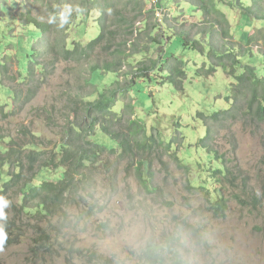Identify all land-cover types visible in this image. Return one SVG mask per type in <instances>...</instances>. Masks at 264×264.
Returning a JSON list of instances; mask_svg holds the SVG:
<instances>
[{
	"label": "trees",
	"instance_id": "1",
	"mask_svg": "<svg viewBox=\"0 0 264 264\" xmlns=\"http://www.w3.org/2000/svg\"><path fill=\"white\" fill-rule=\"evenodd\" d=\"M10 1L16 2L1 0L0 3V96L4 97L0 98V121L24 112L50 74L57 70V64L77 63L81 69L76 72L77 77L74 75L68 107L61 113L65 124L56 123L61 129V142L58 139L45 144L39 135L44 141L40 142L27 126L20 128L19 141L0 134V198L18 201L19 210L13 211L16 217L23 215L29 221L53 218L57 213L65 216L66 209L92 201L89 196L84 200L83 195L94 188L100 171L110 172L112 159L116 160L111 169L112 180L118 181L121 174L130 178L135 172L140 186L152 193L157 191L151 173L155 164L159 162L167 167L163 159L173 158L177 169L189 178V189L205 192L207 210L219 219L225 218L223 213L228 206V201L222 198L220 179L233 186L244 182L243 189L251 190L249 176L232 172L224 163L214 168L227 160L213 150L211 143L215 132L231 134L241 122L247 132L264 124V52H256L253 47L255 43L264 44V0H153L155 9L149 11L145 8L150 0H131L121 9L118 8L122 3L116 0H81L76 7L70 0L57 4L37 2L42 3L37 16L32 15L30 8L17 11L21 14L18 19L21 25L13 21L16 6L7 5ZM62 7L66 10H59ZM95 12L102 17L89 26ZM62 14L66 22L61 19ZM181 17L192 19L178 21ZM255 25L258 30L253 35ZM72 28L79 34L74 40L68 37ZM47 34L48 38L51 35L57 38L56 44L47 38V44L43 42L46 47L39 49L35 44L42 43L40 39ZM232 38L234 43L228 42ZM152 46L154 51L150 52ZM98 48L107 58L101 53L99 58L91 60L90 56ZM13 50L19 63L17 76L10 75L6 62ZM132 57L138 61L135 67L130 61ZM189 62L193 66H189ZM221 72L226 75L231 92L227 87L226 96L213 99L214 86L209 79ZM103 74L117 77L109 81L113 87L97 83L99 77L104 79ZM192 81H201L212 94L206 110H198L192 117L194 120L197 115V121L204 123V134L184 128L183 135L198 137L197 143L182 150L177 137L167 140L157 130H152L153 135L149 136L151 133L138 114L135 99L140 86L170 85L179 94H186V83ZM181 127H175V134H182ZM98 131L116 143L117 149L108 150L93 144ZM257 133L259 138L264 134ZM260 143L264 151V137ZM199 169H203L206 176L201 184ZM257 171L255 180L262 181L261 197L254 206L262 208L264 159ZM157 197L164 198L159 193ZM253 200H256L255 195ZM21 223L16 224L15 218L0 219L9 241L14 233L23 229ZM49 229L53 234L51 224ZM190 231L194 237L199 234L194 227ZM32 241L42 243V251L52 250L53 239L46 231L37 234ZM181 242L170 238L165 245L148 246V252L146 250L142 257L143 264H158L163 258L161 264H166L167 256L174 264H188L179 256Z\"/></svg>",
	"mask_w": 264,
	"mask_h": 264
},
{
	"label": "rangeland",
	"instance_id": "2",
	"mask_svg": "<svg viewBox=\"0 0 264 264\" xmlns=\"http://www.w3.org/2000/svg\"><path fill=\"white\" fill-rule=\"evenodd\" d=\"M15 1V3L7 2V5L16 6V13L13 14L16 20L13 21L21 25L19 24L21 22H18L21 14L17 11L24 12L30 8L33 11L32 15L37 16L38 10L42 8V3L37 4V2L57 4L58 1L63 0ZM70 1L76 7L81 0ZM116 1L122 3V6L118 8L121 9L131 0ZM155 3L150 0L145 11L155 9ZM63 9L66 10L65 7L59 10ZM112 14L108 16L113 19ZM94 15L90 18L89 26L102 17L96 12ZM157 16V18L160 17V12ZM177 19L182 21L192 18ZM257 28L258 26L255 25L253 35L258 30ZM51 36L48 38L49 35H45L40 39L42 43L35 45L39 49H44L46 46L43 42L47 44V38L52 44H56L57 38ZM78 36L75 28L68 33L70 40ZM231 40L228 42L234 43L233 38ZM258 45L259 43L253 45L255 51L263 50L264 52V44L261 47ZM149 51L153 52L154 46ZM101 53L105 57L100 48L96 49L90 59L99 58ZM126 55L130 56L128 52ZM136 60L133 57L130 58V61L134 62V67L138 63ZM6 62L10 75L17 76L19 63L14 50ZM76 64L59 63L54 73H51L53 68L50 66L48 69L51 73L50 77L38 96L24 112H17L9 120L0 121V134L10 135L12 140L19 141L22 137L19 134L20 128L27 126L38 136L37 140L44 142L41 138L43 137L45 144L60 139L61 129L56 127V123L59 126L65 124V117H62L61 113L68 107L67 98L70 95L68 92L74 83V75L77 77L76 72L80 69ZM189 66H193V63L189 62ZM102 77L104 79L101 80L100 77L97 79V83L102 87L105 85L113 87L112 82L109 81L117 79L115 75L103 74ZM226 80L227 77L222 72L209 79L210 85L214 86L213 96L201 81L187 82L186 94H179L170 85L162 88L140 86L141 90L135 95V99L137 109L139 108L138 114L141 120H145L148 132L151 133L149 136L153 135L152 130H157L163 133V137L167 140L177 137L182 150L190 144L195 145L199 140L198 137H191L187 134L185 137L184 128L186 130L190 127V129H195L199 135L204 134L206 126L203 122L197 121V115L196 119L192 120L193 114L198 110H206L211 96L213 99L215 96H221V99L222 96L231 92V86L228 87ZM87 91L90 92L92 89H87ZM0 98L4 99L2 95ZM120 108L121 106L118 107ZM148 114H151L149 118ZM178 125L183 126L181 127L184 131L182 134L174 132ZM257 132H264V124L254 127L249 132L242 122L233 128L231 134L213 132L212 148L214 147L213 150L219 152L221 156H226L227 160L216 164L214 168L224 163L232 172L252 178L249 180L250 191L243 189L244 182H237L236 186H233L223 183L222 179L219 180L224 192L222 198L228 201L227 212L223 213L224 219L215 218L207 210L205 192L200 189H189V178L177 169V163L173 158L163 159L167 166L163 165L165 170L161 163L155 164L151 173L153 185L157 191L152 193L140 186L137 180L138 175L135 172L130 178H125L121 174L118 175L120 177L118 181L112 180L111 169H113V163H116V160L112 159L108 167L110 172L100 171L96 175L94 188H91L87 195H83L84 200L88 196L93 200L80 207L66 209L65 216L57 213L53 218H37L27 221L23 215L16 217V212H13L19 210L16 207L18 201L5 197L4 199L9 202L8 207L4 208L6 218L9 220L15 218L16 224L22 222L23 229L14 233L10 241L7 236L9 242H5L0 250V264H143L141 257L144 255L143 252L149 250L148 246L165 245L170 238L182 240V250L179 256H182L188 264H264V202L262 208L254 206L261 194L259 187L262 184L261 180H255V178L258 177L257 169L261 160L264 159V151L260 143L264 134L259 138ZM92 142L108 150L117 149V144L101 131L97 132ZM234 150L237 151L234 153ZM198 172L202 174L199 176L198 173L201 184L206 176L203 169H199ZM157 193L164 198L157 197ZM245 194L246 196H243ZM253 195L256 197L255 201ZM93 206H95L94 210H92ZM50 224L54 228L53 234L49 231ZM192 227L199 231L197 237L191 234L190 228ZM42 231L51 234L53 250L42 251L44 248L42 243H33L32 239ZM56 237H58L57 242H55ZM166 259V264H174L170 256Z\"/></svg>",
	"mask_w": 264,
	"mask_h": 264
},
{
	"label": "clouds",
	"instance_id": "3",
	"mask_svg": "<svg viewBox=\"0 0 264 264\" xmlns=\"http://www.w3.org/2000/svg\"><path fill=\"white\" fill-rule=\"evenodd\" d=\"M61 19L62 20H64V22H66V17L64 16V14H62L61 15ZM262 45V42L261 43H259V47ZM237 126V125H236ZM235 126V127H236ZM233 130V129H232ZM231 130V131H232ZM259 190L261 191V186L259 187ZM259 197H261V194L259 195ZM263 202H264V198L262 199V205H263ZM8 201L7 200H5V199H3V198H0V219H5L6 218V214H5V212H4V208H6V207H8ZM211 215H213V214H211ZM214 216V215H213ZM215 217V216H214ZM216 218V217H215ZM6 240H7V233H6V231H5V228H4V226H0V250H2V247H3V244L6 242ZM54 249V247L52 246V250ZM148 252V251H147ZM145 253L146 252H143V256L142 257H145ZM141 257V258H142ZM164 259V258H163ZM163 259H161V260H159V261H157L158 262V264H161V261L163 260Z\"/></svg>",
	"mask_w": 264,
	"mask_h": 264
},
{
	"label": "bare ground",
	"instance_id": "4",
	"mask_svg": "<svg viewBox=\"0 0 264 264\" xmlns=\"http://www.w3.org/2000/svg\"><path fill=\"white\" fill-rule=\"evenodd\" d=\"M208 17V16H207ZM211 25V24H210ZM161 112V111H160ZM50 143V142H49Z\"/></svg>",
	"mask_w": 264,
	"mask_h": 264
}]
</instances>
